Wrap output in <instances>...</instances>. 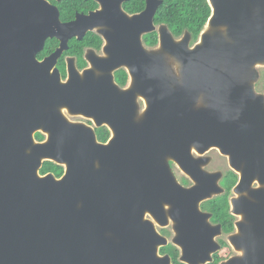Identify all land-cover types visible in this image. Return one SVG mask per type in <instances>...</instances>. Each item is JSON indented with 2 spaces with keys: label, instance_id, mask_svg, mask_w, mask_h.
Listing matches in <instances>:
<instances>
[{
  "label": "water",
  "instance_id": "95a60500",
  "mask_svg": "<svg viewBox=\"0 0 264 264\" xmlns=\"http://www.w3.org/2000/svg\"><path fill=\"white\" fill-rule=\"evenodd\" d=\"M209 1L212 15L195 46L189 33L176 40L163 27L150 51L142 37L155 31L157 6L122 19L119 33L103 16L65 24L44 0H0V264H171L159 255L166 241L148 217L162 224L169 207L178 232L190 216L201 217L200 204L211 197L203 184L217 176L197 174L198 164L190 170L193 149L230 156L242 175L239 190L256 179L264 148V95L255 90L264 67V0ZM101 28L107 58L94 69L112 78L127 68L132 78L112 111L106 98L83 89L82 77L93 71L70 66V82L62 84L55 69L70 40ZM49 39L60 48L39 63ZM138 95L147 106L142 115ZM87 101L97 105L89 114L112 126L107 146L60 115L62 107L84 111ZM39 132L46 143L36 141ZM170 160L198 185L181 186ZM46 161L64 165L65 175L41 176ZM257 214L255 239H237L252 258L233 264H264Z\"/></svg>",
  "mask_w": 264,
  "mask_h": 264
},
{
  "label": "flooded vegetation",
  "instance_id": "af4514ba",
  "mask_svg": "<svg viewBox=\"0 0 264 264\" xmlns=\"http://www.w3.org/2000/svg\"><path fill=\"white\" fill-rule=\"evenodd\" d=\"M44 1L58 9L62 23L75 22L77 17L82 16H103L100 19H103V22L107 20L112 25L116 22L114 26L119 33L125 31L123 23H121L122 19L125 17L143 16L149 7L150 9H154L157 6L154 17L155 31L145 34L142 37L143 47L150 51L158 49L160 45L161 28L166 27L169 29L167 24L156 23V18L160 10L165 7L166 0ZM206 1L210 5V1ZM98 30L103 29L88 32L82 40H79L77 37L70 40L68 49L57 59L55 69L60 73L62 84L70 82V66L76 68L80 74L86 71H93L94 77H82V81L84 79L86 81L83 89L87 91V96L89 94L94 99L97 98V95L106 98L108 100L107 111H112L113 98H116L115 105H117L119 102L117 94H121L123 91L132 88V78L127 68L115 71L112 78L104 76L94 69L93 63L99 59L107 58L105 53L107 43L100 36ZM169 31L171 32L170 29ZM186 33L189 32L186 31ZM154 34L158 36V44L156 46L145 41L147 36ZM90 35L99 37L102 40V45L99 47L95 45H84L85 40ZM190 46H194L193 38ZM59 48L60 42L57 39H49L44 49L37 54L36 58L38 62L43 63L54 55ZM121 72L125 73L128 77L125 85L120 81L119 74ZM258 81H261L264 86V78L258 79ZM136 105L138 107L137 113L141 115L147 110L145 100L140 95L136 97ZM96 106V103L87 101L79 106L80 108L83 107L82 110L84 111L75 112L70 111L66 107H62L60 109V115L70 125L83 126L92 130L96 135L97 142L107 146L114 137L113 129L104 119H99V121H102L101 124L94 115L89 114L93 112V108H96ZM35 139L38 143L42 144L47 142L48 136L39 132L36 134ZM259 153L260 161L257 166L259 173L256 174V179L250 185L245 183L243 189L239 190L242 175L231 167L230 156L223 155L217 148L211 149L204 155L198 154L193 149L191 161L194 164L189 166L190 170L197 169L195 165L198 164L200 172L197 170V174L217 176L215 179L203 184V187L210 189L208 192L211 196L200 204V212L205 217L202 215L199 218L197 216H190L189 222L184 224L181 232L177 231L176 223L168 215V212L171 210L169 207L165 208L166 217L159 216L162 224L148 217L150 222L155 226L158 235L166 241V244L162 245L159 249L160 257H169L171 264H193L190 261L195 262V264H233L234 261L246 260L249 257L252 258L250 256V249L244 245H239L237 239H245L246 243H249L251 239H255L254 222L258 217L257 212L259 211L264 218V214L262 213L264 206L260 199V194L262 195L264 193V148H261ZM246 155V152H244L245 160ZM245 160H243V163ZM169 162L181 186L189 189L198 185L175 161L170 160ZM49 164H52V166H48ZM45 167H48L49 170L44 171ZM65 172L66 167L64 165L57 164L53 161H46L43 163L39 174L43 177L52 175L57 180H60L65 175ZM258 178H261L263 182L260 183ZM177 241H180V245L176 244Z\"/></svg>",
  "mask_w": 264,
  "mask_h": 264
},
{
  "label": "trees",
  "instance_id": "16d2710c",
  "mask_svg": "<svg viewBox=\"0 0 264 264\" xmlns=\"http://www.w3.org/2000/svg\"><path fill=\"white\" fill-rule=\"evenodd\" d=\"M211 15L212 9L206 0H166L165 7L160 10L156 18V23L167 24L176 39L182 38L188 31L192 35L193 45H195L205 30ZM145 41L156 46L158 36L149 35ZM84 45L99 47L102 45V40L90 35L85 40ZM119 77L122 84L125 85L128 79L127 75L121 72ZM48 166H52V164ZM48 170L49 168L45 167L44 171Z\"/></svg>",
  "mask_w": 264,
  "mask_h": 264
},
{
  "label": "rangeland",
  "instance_id": "374dc122",
  "mask_svg": "<svg viewBox=\"0 0 264 264\" xmlns=\"http://www.w3.org/2000/svg\"><path fill=\"white\" fill-rule=\"evenodd\" d=\"M199 42V41H198ZM197 42V43H198ZM196 43V44H197ZM195 44V45H196ZM194 45V46H195ZM170 64V63H169ZM257 70H258V74H259V79H261V78H264V67H262V66H260V67H258L257 68ZM174 72H176V71H174ZM258 82H259V84H258ZM258 84V85H257ZM257 85V86H256ZM256 85H255V90H256V92L258 93V94H260V95H264V86H263V84L261 83V81H257V83H256ZM258 90V91H257ZM141 115V114H140Z\"/></svg>",
  "mask_w": 264,
  "mask_h": 264
},
{
  "label": "bare ground",
  "instance_id": "6f19581e",
  "mask_svg": "<svg viewBox=\"0 0 264 264\" xmlns=\"http://www.w3.org/2000/svg\"><path fill=\"white\" fill-rule=\"evenodd\" d=\"M236 178V177H235Z\"/></svg>",
  "mask_w": 264,
  "mask_h": 264
}]
</instances>
